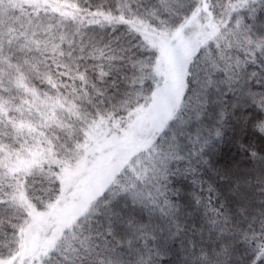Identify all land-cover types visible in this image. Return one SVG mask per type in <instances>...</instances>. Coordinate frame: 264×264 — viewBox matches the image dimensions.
I'll return each mask as SVG.
<instances>
[{
  "label": "snow or ice",
  "instance_id": "snow-or-ice-1",
  "mask_svg": "<svg viewBox=\"0 0 264 264\" xmlns=\"http://www.w3.org/2000/svg\"><path fill=\"white\" fill-rule=\"evenodd\" d=\"M0 264H264V0H0Z\"/></svg>",
  "mask_w": 264,
  "mask_h": 264
}]
</instances>
